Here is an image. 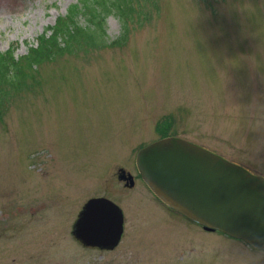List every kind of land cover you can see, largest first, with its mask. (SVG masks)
<instances>
[{
	"label": "rangeland",
	"instance_id": "obj_1",
	"mask_svg": "<svg viewBox=\"0 0 264 264\" xmlns=\"http://www.w3.org/2000/svg\"><path fill=\"white\" fill-rule=\"evenodd\" d=\"M82 2L0 0V51L25 72L20 86L0 78V264H264L168 206L137 166L177 137L264 176V0H120L128 17L106 11L104 44L30 67L39 35ZM95 197L123 210L113 249L72 233Z\"/></svg>",
	"mask_w": 264,
	"mask_h": 264
},
{
	"label": "water",
	"instance_id": "obj_2",
	"mask_svg": "<svg viewBox=\"0 0 264 264\" xmlns=\"http://www.w3.org/2000/svg\"><path fill=\"white\" fill-rule=\"evenodd\" d=\"M137 166L148 186L171 208L208 230L264 250V176L177 137L142 148ZM123 232L122 208L105 197L88 200L72 230L84 245L103 249L116 247Z\"/></svg>",
	"mask_w": 264,
	"mask_h": 264
},
{
	"label": "trees",
	"instance_id": "obj_3",
	"mask_svg": "<svg viewBox=\"0 0 264 264\" xmlns=\"http://www.w3.org/2000/svg\"><path fill=\"white\" fill-rule=\"evenodd\" d=\"M110 9L117 10L123 21L125 16L128 17V12L120 4V0H83L82 4H73L69 9L68 16L59 23L61 25L64 21L65 29L59 30L54 26L47 27L39 35L35 49L29 51L24 59L32 67L42 61L52 59L73 41L77 43L84 41L95 46L102 45L106 34V11ZM80 14L89 17L91 23H79L77 16ZM124 26H127L126 22H124ZM18 62L14 52L7 51L4 53L0 51V78L10 85L18 84L17 86H20L23 83L25 72ZM3 94L0 90V117L2 116Z\"/></svg>",
	"mask_w": 264,
	"mask_h": 264
},
{
	"label": "flooded vegetation",
	"instance_id": "obj_4",
	"mask_svg": "<svg viewBox=\"0 0 264 264\" xmlns=\"http://www.w3.org/2000/svg\"><path fill=\"white\" fill-rule=\"evenodd\" d=\"M121 170V169H120ZM129 174V173H128ZM128 174L124 171V170H121L120 171V173H119V179H121V178H124V179H122V180H125L124 181V183H125V185L127 186V185H130L129 183H131L130 181H129V179H128ZM137 175V174H136ZM136 175H134V180L136 179ZM121 177V178H120ZM138 177L140 178H142V176H141V174H140V172L138 171ZM133 182V181H132ZM130 186H132V185H130Z\"/></svg>",
	"mask_w": 264,
	"mask_h": 264
}]
</instances>
